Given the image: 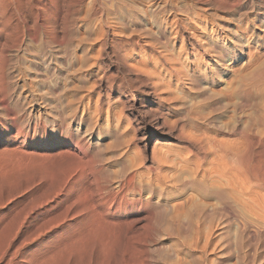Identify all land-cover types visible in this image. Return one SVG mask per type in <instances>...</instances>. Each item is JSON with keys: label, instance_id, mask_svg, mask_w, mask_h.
<instances>
[{"label": "rangeland", "instance_id": "obj_1", "mask_svg": "<svg viewBox=\"0 0 264 264\" xmlns=\"http://www.w3.org/2000/svg\"><path fill=\"white\" fill-rule=\"evenodd\" d=\"M21 2L0 26V264H264V0ZM26 145L43 155L19 170Z\"/></svg>", "mask_w": 264, "mask_h": 264}, {"label": "bare ground", "instance_id": "obj_2", "mask_svg": "<svg viewBox=\"0 0 264 264\" xmlns=\"http://www.w3.org/2000/svg\"><path fill=\"white\" fill-rule=\"evenodd\" d=\"M13 1H14V2H13ZM30 1H31V0H30ZM35 1H36V3H37L36 6H37V8H38V11H39V10L42 11V9H44V6H46V5L43 4V3L51 4V1H52V0H35ZM55 1H56V0H55ZM12 2H13V3H12ZM41 2H42V3H41ZM11 3L14 5L13 7H15V8H16L17 6L20 8V6L22 5L21 0H0V26H1L2 29L5 28V27L9 24V23L7 24V22H8V17L6 16V12H7L8 6H9ZM34 4H35V3H34ZM16 5H17V6H16ZM18 7H17V9H18ZM33 7H34V6H33ZM35 8H36V7H35ZM43 11H44V10H43ZM8 12H9V11H8ZM11 12H13V11H11ZM20 12H21V11H20ZM28 12H29V11H28ZM25 13H26V12H25ZM15 14H16V13H15ZM34 14H35V13H34ZM20 15H21V18H23V21H24V20H25V21L28 20V19H25L26 17L24 16V12L21 13ZM15 17H16V16H15ZM36 17H37L38 19L41 20V14H40V13H36ZM11 18H12V16H11ZM33 19H34V18H33ZM21 21H22V20H21ZM47 21H48V20H47ZM28 22H29V21H28ZM31 22H32V21H31ZM33 23H34V22H33ZM40 23H41V22H40ZM17 24H19V23H17ZM22 24H23V23H22ZM28 24H29V23H28ZM52 24H53V23H52ZM40 25H41V24H40ZM24 26H25V25H24ZM28 27H30V26H28ZM33 27H34V26H33ZM40 27H41V26H40ZM50 27H51V26H50ZM42 28H43V27H42ZM2 29H1V30H2ZM44 29H45V28H44ZM47 29H48V28H46V30H47ZM43 31H44V30H43ZM47 31H48V30H47ZM35 34H36V33H35ZM41 34H42V33H41ZM41 34H40V35H41ZM38 35H39V33H38ZM42 35H43V34H42ZM45 35H47V34H45ZM41 37H42V36H41ZM53 37H54V36H53ZM36 38H37V37H36ZM38 38H40V36H39ZM42 38H43V37H42ZM50 38H51V37H50ZM50 38H48V39H50ZM34 39H35V37H34ZM48 39H46V40L48 41ZM42 40H43V39H42ZM50 41H51V40H50ZM131 65H133V64L131 63ZM135 67H136V66H135ZM137 67H138V66H137ZM139 69H140V68H139ZM262 77H263V75H262ZM4 104H5V103H4ZM4 104H3V105H4ZM7 125H8V124H7ZM52 126H53V125H52ZM125 126H126V125H125ZM171 127H172V126H171ZM26 128H27V127H26ZM67 128H68V126H67ZM157 128H158V126H157ZM38 129H39V128H38ZM85 129H86V128H85ZM41 130H42V129H41ZM44 130H45V129H44ZM87 130H88V129H87ZM85 131H86V130H85ZM85 131H84V132H85ZM87 132H88V131H87ZM79 133H81V132H79ZM85 134H86V132L84 133V135H85ZM12 135H13V134H12ZM14 135H15V134H14ZM78 137H79V136H78ZM11 138H12V136H11ZM89 138H90V137H89ZM0 139H1L2 141H6V139H7V137H6L1 131H0ZM20 139H21V138H20ZM83 140H85V139H83ZM86 140H87V137H86ZM154 142H156V141H154ZM18 143H19V142H18ZM21 143L24 144V143H25L24 140H21ZM105 145H106V144H105ZM154 145H155V144H154ZM8 146H9V145H8ZM12 147H14V146L12 145ZM12 147H11V149H12ZM80 147H81V146L78 145V143H76V144L74 145L73 150H75V149L77 148V150L80 151ZM6 148H10V146H9V147L6 146ZM14 148H15V147H14ZM23 148H24V149H22V150H21V148H20V152L18 153V154H20V153H23V154L17 155V153H16V154H15V160H16V162H17L18 164H20V165H21V164H22V165H23V164H24V165H25V164L27 165V163L29 164V163H31L33 160H35V158H34V157L36 156L35 153H38V152H35V153H34V152H31L30 149H29V146H27V145L24 146ZM64 148H66V147H64ZM17 149H18V150H17ZM17 149H15V152H18V151H19V147H17ZM4 150H5V149H4ZM16 150H17V151H16ZM27 150H29V151H27ZM63 150H65V149H63ZM63 150H62V151H63ZM66 150H67V149H66ZM73 150H72V151H73ZM8 151H10V150L8 149ZM8 151H7V152H8ZM41 151H42V150H41ZM68 151H69L68 153H67V151H66V154H67V155L64 154V152L61 153V155L63 154V155H66L67 157H69L70 155H72V158H73V157L75 158V156L78 157V155H77V154H79L78 152H77L76 154H74V153H73V154H70V150H69V149H68ZM39 152H40V151H39ZM46 152H47V151H46ZM46 152H45V153H46ZM58 152L60 153V151H58ZM10 153H11V152H10ZM32 153H33V154H32ZM40 153H41V152H40ZM40 153H38V157L43 155V154L41 155ZM45 153H44V156H43L44 159H45L46 157H48V156H46ZM50 153L53 154L52 152H50ZM5 154H6V153H5ZM13 154H14V151H13ZM39 154H40V155H39ZM68 154H69V156H68ZM80 154H81V153H80ZM9 155H11V154H9V152H8V156H9ZM34 155H35V156H34ZM63 155H62V156H63ZM73 155H75V156H73ZM82 155H83V154H82ZM45 156H46V157H45ZM49 156H50V155H49ZM62 156H60L59 158H61ZM79 156H81V155H79ZM43 157H41L42 160H43ZM63 157H64V156H63ZM63 157H62L61 160H62V161H65L64 159H65L66 157H65L64 159H63ZM83 157H84V156H83ZM8 158H9V157H8ZM39 158H40V157H39ZM54 158H55V157H54ZM59 158H58V160H59ZM78 158H79V157H78ZM85 158H87V157H85ZM85 158H84V159H85ZM9 159H11V158H9ZM12 159H13V156H12ZM12 159H11V160H12ZM70 159H71V156H70ZM75 159H76V158H75ZM75 159H73V164H76L77 162H78V164H77V165H74L73 167H75V166H76V167L73 168V169L76 170V169H78V168H81V167L84 165V162H85V161H83V159H82V157H81V158H79V161L76 160L77 162L74 163V160H75ZM133 159H134V158H133ZM6 160L9 162L8 159H6ZM13 160H14V159H13ZM15 160H14V161H15ZM42 160H41L40 162H42ZM51 160H52V158H51ZM56 160H57V159H56ZM134 160H135V159H134ZM14 161H13V162H14ZM38 161H39V160H38ZM45 161H47V159H45L44 162H45ZM59 161H60V160H59ZM62 161H61V162H62ZM71 161H72V160H71ZM1 162H2V161H1ZM13 162L11 161L12 165H13ZM16 162H14V163H16ZM34 162H35V163H34ZM34 162H32V163H33V164H37V163H38V162H36V161H34ZM40 162H39V164H41ZM51 162H53V161H51ZM51 162H50V163H51ZM139 162H140V160H139ZM70 163H71V162H70ZM43 164H44V163H43ZM48 164H49V163H47V165H48ZM58 164H60V163L58 162ZM71 164H72V163H71ZM256 164H258V163H256ZM4 165H5V164H4ZM6 165H7V164H6ZM6 165H5V166H6ZM8 165H9V164H8ZM15 165H17V164H15ZM15 165H14V166H15ZM22 165L20 166V168H18L19 170L21 169V167L24 166V165H23V166H22ZM26 165H25V166H26ZM31 165H32V164H31ZM45 165H46V164H45ZM45 165H44V167H45ZM47 165H46V167H49V165H48V166H47ZM14 166H13V168H14ZM18 166H19V165H18ZM28 166H29V165H28ZM68 166H69V165H68ZM84 166H85V165H84ZM136 166H137V165H136ZM38 167H39V166H38ZM38 167H35V168H34V167L30 166V167H28V168L24 167V169H27V171H29V170L32 168V170L35 169L36 172H37V171H38L37 169H39ZM41 167H42V166H41ZM41 167H40V168H41ZM51 167H52V165H51ZM54 167H55V166H54ZM261 167H262V166H261ZM261 167H260V168H261ZM33 168H34V169H33ZM36 168H37V169H36ZM70 168H71V165H70ZM260 168H259V169H260ZM10 169H11V168H10ZM44 169H45V168H44ZM47 169H48V168H46L45 170H43V173H45V171H46ZM50 169H51V168H50ZM50 169H49V170H50ZM73 169H72V170H73ZM85 169H86V168H85ZM85 169H84V170H85ZM7 170H8V169H7ZM22 170H23V169H22ZM35 170H34V171H35ZM40 170H42V168H41ZM40 170H39V172H42V171H40ZM49 170L47 171V174H46V175L51 174V176H53V177H55V176L57 175V174H55V176L52 175V173H50L51 171H49ZM51 170H53V169H51ZM261 170H262V169H261ZM12 171H14V170H12ZM12 171H11V172H12ZM30 171H31V170H30ZM70 171H71V170H70ZM73 171H74V170H73ZM78 171H79V170H78ZM81 171H82V170H81ZM262 171H263V170H262ZM31 172H33V171H31ZM48 172H49V173H48ZM52 172H53V171H52ZM60 172H61V171H60ZM62 172H63V171H62ZM125 172H126V171H125ZM131 172H132V171H131ZM131 172H130V174L133 173V172H132V173H131ZM19 173H20V172H19ZM27 173H28V172H27ZM34 173H35V172H34ZM37 173H38V172H37ZM43 173H42V174H43ZM54 173H55V172H54ZM74 173H75V172H74ZM76 173H78V172H76ZM86 173H87V172H85L83 175H85ZM255 173H256V172H255ZM12 174H13V173H12ZM67 174H69V173L67 172ZM71 174H73V173H71ZM79 174H80V172H79ZM44 175H45V174H44ZM61 175H62V174H61ZM65 175H66V174H65ZM75 175H77V174H75ZM87 175H88V174H87ZM89 175H90V174H89ZM114 175H115V174H114ZM116 175H117V174H116ZM132 175H133V174H132ZM132 175H131V176H132ZM255 175H256V174H255ZM32 176H33V174H32ZM39 176H40V173H39ZM51 176H48V177H51ZM57 176H58V175H57ZM69 176H71V175H69ZM69 176L64 177V179L62 180V181H63V182H62V187H63V186H64V187L66 186L67 189L70 190V189H72V187H73L74 184H73V183H70V184L67 185V180H68V177H69ZM133 176H134V175H133ZM85 177H86V176H85ZM11 178H13V177H11ZM17 178H18V177H17ZM57 178H60V177L58 176ZM72 178H73V177H72ZM87 178H89V177H87ZM113 178H115V177H113ZM125 178H126V177H125ZM127 178H128V177H127ZM263 178H264V177H263ZM39 179H41V178H39ZM46 179H47V178H46ZM51 179H54V178H51ZM73 179H74V178H73ZM77 179H78V178H77ZM130 179H131V177L129 176V180H128V181L126 180V182L129 183V185H130V182L134 180V178H133V180H131V181H130ZM47 180H48V179H47ZM47 180H46V181H47ZM49 180H50V179H49ZM79 180H80V179H79ZM81 180H82V179H81ZM81 180H80V181H81ZM123 181H124V180H123ZM129 181H130V182H129ZM42 182H43V181H42ZM49 182H50V181H49ZM82 182H83V181H82ZM116 182H117V181H116ZM126 182H125V183H126ZM51 183H52V181H51L49 184H51ZM108 183H109V182H108ZM132 183H133V182H132ZM79 184H80V182H79ZM81 184H82V183H81ZM84 184H85V183H84ZM84 184H82V185H84ZM113 184L115 185V184H117V183H113ZM113 184H112V185H113ZM121 184H122V183H121ZM85 185H86V184H85ZM76 186H77V185H76ZM78 186H81V185H78ZM121 186H122V185H121ZM121 186H120V187H121ZM125 186H127V185H125ZM125 186H124V187H125ZM132 186H133V185H132ZM46 187H47V186H46ZM62 187H61V188H62ZM85 187H86V186H85ZM88 187H89V186H88ZM61 188H60L59 190H56L57 192H56L55 194L52 193L53 196H51L50 201H52V199H54L55 197H57V196L61 193V191L64 189V188H62V189H61ZM74 188H75V186H74ZM74 188H73V189H74ZM77 188L79 189V187H77ZM81 188H82V187H81ZM65 189H66V188H65ZM83 189H84V188H83ZM92 189H94V188H92ZM113 189H114V188H113ZM124 189H126V188H124ZM49 190H50V189H49ZM80 190H82V189H80ZM89 190H90V188H89ZM63 191H64V190H63ZM77 191H78V190H77ZM82 191H86V190H82ZM122 191H123V190H122ZM54 192H55V190H54ZM72 192H73V191H72ZM74 192H75V191H74ZM78 192H79V191H78ZM86 192H87V191H86ZM126 192H127V191H126ZM79 193H81V192H79ZM83 193H84V192H83ZM94 193H98V192H94ZM123 193H124V192H123ZM227 193H229V192H227ZM63 194H64V193H63ZM71 194H72V193H71ZM75 194H76V193H75ZM86 194H88V193H84V196H86ZM120 194H121V193H120ZM132 194H133V193H132ZM143 194H144V193H143ZM72 195H73V194H72ZM80 195H81V194H80ZM115 195H116V194H115ZM124 195H125V194H124ZM124 195H123V196H124ZM84 196L82 197V199L85 198ZM87 196H88V195H87ZM91 196H92V195H91ZM69 197H70V196H69ZM78 197H79V195H78ZM119 197H121V196L119 195ZM141 197H142V196H141ZM71 198H72V197H71ZM80 198H81V197H80ZM80 198H79V203L81 202ZM87 198H89V197H87ZM87 198H86V199H87ZM121 198H123V197H121ZM48 199H49V198H48ZM74 199H78V198H77V197H74ZM89 199H90V198H89ZM89 199H88V200H89ZM99 199H100V198H99ZM129 199H130V198H129ZM65 200H66V199H65ZM67 200H69V199L67 198ZM67 200H66V201H67ZM93 200H94V199L92 198V201H93ZM120 200H121V199H120ZM125 200H127V198H126ZM133 200H134V199H133ZM44 201H45V199H44ZM48 201H49V200H48ZM62 201H63V200H62ZM75 201H76V200H75ZM83 201H85V200L83 199ZM83 201H82L80 204H78V201H77V204L80 205V207H77V208H80V209L83 208V209H85L84 207L81 206L82 203H83ZM86 201H87V200H86ZM89 201H91V200H89ZM94 201H95V200H94ZM71 202H72V201H71ZM71 202H69V203H71ZM106 202H107V201H106ZM106 202H105V203H106ZM37 203H39V202H37ZM64 203H65V202H64ZM72 203H73V202H72ZM75 203H76V202H74V205H75ZM84 203H85V202H84ZM86 203H88V202H86ZM89 203H91V202H89ZM94 203H95V202H94ZM94 203H93V205H94ZM40 204H41V203H40ZM45 204H46V203H45ZM62 204H63V203H62ZM62 204H61V206H62ZM77 204L75 205V209H77V208H76V206H78ZM68 205H69V204H68ZM72 205H73V204H72ZM85 205H86L87 208L89 207V204H85ZM87 205H88V206H87ZM106 205H108V204H106ZM34 206H35V204H34ZM39 206H40V205H39ZM58 206H59V205H58ZM90 206H91V205H90ZM69 207H70V206H69ZM71 207H72V206H71ZM91 207H92V206H91ZM53 208H54V207H53ZM64 208H65V207H64ZM92 208H93V207H92ZM92 208H91V210H90V209H89V210H90V212H92V215H94V217H95V213L93 214V211L96 210L98 207H97L96 209H94L93 211H92ZM65 209H66V208H65ZM67 209H68V206H67ZM67 209H66V211L63 209V211L67 212ZM72 209H73V208H71V210H72ZM83 209H82V210H83ZM32 210H34V209H32ZM52 210H53V209H52ZM89 210H88L86 213L89 214ZM100 210H101V209H100ZM30 211H31V209H30ZM30 211H29V212H30ZM60 211H61V210H59L58 213H61ZM254 211H255V210H254ZM27 212H28V211H27ZM65 212H63V213H65ZM72 212H73V210H72ZM83 212H84V211H83ZM101 212H102V211H101ZM101 212H100V213H101ZM58 213L56 212L55 214L58 215ZM68 213H69V212H68ZM96 213H97V211H96ZM61 214H62V213H61ZM62 215H63V214H62ZM75 215H76V214H75ZM97 215H98V214H97ZM47 216H48V215H47ZM50 216H51V215H50ZM50 216H49L48 218H49V219H50V218H51V219H54V220H53V221H54V224H56V223H57V222L55 223V220H56V219H55L54 217L52 218V217H50ZM53 216H54V215H53ZM59 216H60V215H59ZM63 216H64V215H63ZM102 216H103V215H101V217H102ZM66 217H67V216H66ZM84 217H85V219H86L87 221L90 220V219H87V218H89V217H87V218H86V216H84ZM46 218H47V217H45V219H46ZM58 218L61 219V216L58 217ZM58 218H57V219H58ZM97 218L99 219V216H98ZM102 218H104V217H102ZM45 219H44L43 222H42V223H44V225H46V222H44ZM49 219L46 220V221H51V219H50V220H49ZM91 219H93V218H91ZM95 219H96V218H95ZM98 219H96V221H99V220L102 221V219H99V220H98ZM251 219H252V218H251ZM63 220H64V219H63ZM93 220H94V219H93ZM107 220H108V219H107ZM91 222H92V220H91ZM91 222H87V223H89V225H92L93 223L90 224ZM94 222H95V221H94ZM47 223H48V222H47ZM82 223H83V222H82ZM95 223H96V222H95ZM97 223H98V222H97ZM99 223H101V222H99ZM103 223H104V222H103ZM107 223H108V222H107ZM50 224H51V223H50ZM109 224H110V223H109ZM86 225H87V224H86ZM103 225H104V224H103ZM40 226H41V223H40L39 227H40ZM87 226H88V225H87ZM93 226H95V225L93 224ZM98 226H99V225H98ZM98 226H95V227H98ZM105 226H106V225H105ZM41 227H42V226H41ZM45 227H46V226H45ZM85 227H86V226H85ZM91 227H92V226H91ZM101 227L103 228V226H101V224H100V228H99V229L97 228L98 231L101 229ZM86 229L89 230V229H90V226H89V229H88V228H86ZM104 229H105V228H104ZM107 230H108V229H107ZM83 231H84V230H83ZM83 231H82V232H83ZM91 231H93V232L95 231L94 227H93V230H92V228H91ZM98 231H95V232L99 233L100 231H99V232H98ZM88 232H89V231H88ZM107 233H108V231H107ZM82 234H83V233H82ZM88 234H90V232H89ZM95 234H96V233H95ZM86 235H87V234H86ZM49 256H50V255H49ZM40 264H41V263H40Z\"/></svg>", "mask_w": 264, "mask_h": 264}]
</instances>
